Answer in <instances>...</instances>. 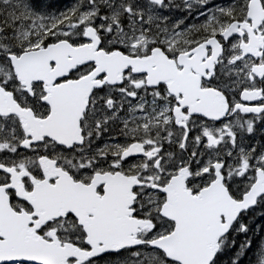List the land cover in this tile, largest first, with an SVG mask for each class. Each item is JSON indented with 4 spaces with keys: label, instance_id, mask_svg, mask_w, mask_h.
I'll return each mask as SVG.
<instances>
[{
    "label": "snow or ice",
    "instance_id": "6c2138e0",
    "mask_svg": "<svg viewBox=\"0 0 264 264\" xmlns=\"http://www.w3.org/2000/svg\"><path fill=\"white\" fill-rule=\"evenodd\" d=\"M264 0H0V264H264Z\"/></svg>",
    "mask_w": 264,
    "mask_h": 264
},
{
    "label": "flooded vegetation",
    "instance_id": "af4514ba",
    "mask_svg": "<svg viewBox=\"0 0 264 264\" xmlns=\"http://www.w3.org/2000/svg\"><path fill=\"white\" fill-rule=\"evenodd\" d=\"M52 4L56 5L57 7L64 8L66 7L69 3L70 0H50ZM228 3V0H214V4H226Z\"/></svg>",
    "mask_w": 264,
    "mask_h": 264
},
{
    "label": "rangeland",
    "instance_id": "374dc122",
    "mask_svg": "<svg viewBox=\"0 0 264 264\" xmlns=\"http://www.w3.org/2000/svg\"><path fill=\"white\" fill-rule=\"evenodd\" d=\"M253 224L255 227H260V226H264V216L259 215V213H257Z\"/></svg>",
    "mask_w": 264,
    "mask_h": 264
},
{
    "label": "trees",
    "instance_id": "16d2710c",
    "mask_svg": "<svg viewBox=\"0 0 264 264\" xmlns=\"http://www.w3.org/2000/svg\"><path fill=\"white\" fill-rule=\"evenodd\" d=\"M42 2H49V3H51V1H50V0H42Z\"/></svg>",
    "mask_w": 264,
    "mask_h": 264
}]
</instances>
